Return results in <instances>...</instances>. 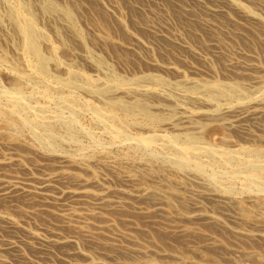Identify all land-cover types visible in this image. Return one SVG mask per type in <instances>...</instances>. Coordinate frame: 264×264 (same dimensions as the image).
Wrapping results in <instances>:
<instances>
[{
    "label": "rangeland",
    "instance_id": "rangeland-1",
    "mask_svg": "<svg viewBox=\"0 0 264 264\" xmlns=\"http://www.w3.org/2000/svg\"><path fill=\"white\" fill-rule=\"evenodd\" d=\"M22 1L24 3L27 2V0H22ZM109 1L111 0H90V2L87 1L90 6H89V10L87 11L85 10V11L88 14H86L85 11L81 12L77 9L72 10L73 11L72 18L74 17L73 20L75 25H77L76 28L77 30L81 29L80 31H82V32L78 31L79 36L81 35L80 36L81 38L76 37L74 35H68L69 38L68 39L65 38L67 37V34L65 33L64 35L62 33L61 35L58 36L57 34H55L54 31H51V28L49 27L50 24H48L47 21H45L42 17L40 18L41 15L38 14L39 18L36 20V26H38L43 33H46L45 34L46 37L49 39V41H52L53 45L58 44L57 47L54 45L56 47L55 54L51 55L50 51L46 49L48 46L44 42L43 38H41V40L39 39L38 42L39 48L40 50H42L41 51L42 54L47 55L46 62L48 63L45 64L46 65L45 74L39 73L38 70H35L33 72L32 70L30 71L25 69L24 64L19 59L21 52L20 42L18 41L19 39L17 40V36L15 35L16 33H14V31L11 32L12 34L14 33L15 35V36L13 35L14 37L12 36L11 33H9L11 30H13L12 26L9 22L4 20V28L7 27L8 29L6 28L0 31V35H2L0 37L3 39L2 40L0 38V51H1L0 52V109H1L0 124L10 125L7 127L6 130L9 134L18 138V145H17L18 151L21 154H23L25 157L22 161V168L21 166L15 167L14 165L13 167L4 166V167H0V171L3 173H16L26 178H35V177H39L42 174V171L50 169L53 165L54 166L59 164L65 165V163H61V161L64 159H69L70 161L73 160L72 162H74V164L71 165L68 169L70 171H73L82 180H85L89 185L88 188H90L94 192H100L101 190H103L102 188H109L111 192L113 191V193H111L110 195L111 198L126 200L129 203L128 206L129 205L130 206L120 207L119 209H113L112 211L110 208H106L103 207L102 205L97 204L94 200L95 203L94 207L96 206L94 208L95 213L93 219H90L91 223L94 224V227L91 228L93 233L86 235L84 232L78 230V228L76 227L77 225L76 222L64 224V221L62 222L60 220L59 218L60 216H58V210L56 211V209H61L62 206L60 207L54 204H52L53 206H55L54 208L43 206L42 204H40L39 199L33 200V198L25 197V196L18 197L16 198V200L14 199V201L13 200L5 201L4 199L3 200L0 199V206H2L0 207V211L5 216H9L15 219L19 224L17 229H14L13 227L9 228L10 226L6 222L0 220L1 221L0 251L4 247L3 243L5 244L7 240L8 241L15 240L18 243V248L13 249L12 251H8V249L6 251L4 250L6 253L3 250L0 252L1 255L0 264H29V263L30 264L31 263L32 264H72V263H76L77 261L84 260L83 258H85L84 255L85 253L90 254L92 257H94V260L101 261L105 264H125V263L138 264L141 262H145L148 264H153V263L155 264H162V263L186 264L187 263L188 264L191 262L192 264H236V263L263 264L264 240L256 237L254 238L252 237L250 239V235H246L245 233L242 232V227L244 225L242 223L241 225L240 221L231 218V216L233 217L236 215L235 213L237 212V209L234 208L233 206L230 210L224 211L221 209L220 206H218L220 205V203H218L217 200H219L221 197L233 198V199L240 198L239 200H242L243 202L242 206L245 208L246 211V212L244 211L245 215L248 217L250 216V218L253 220L260 218L259 205L264 202V151H263L264 140L261 139L258 140V138H252V137L250 138L248 135L242 133L241 130L229 129L216 120H202L201 128H203L204 130L200 129L199 132H195L198 135H196L194 132H191L192 137L193 138L195 137L196 139H193L191 137V133L189 131L180 132V131H173L170 129H162V128L160 129L162 125L161 119L162 120L165 119L166 116H169L168 114H162L164 117L161 115L158 116V114H156L158 120L157 119L154 120L152 118L148 119V117H146L141 113L135 112V114H137L135 115L134 113H130L122 108L121 110L120 108L110 107L109 105L105 104L104 101H101L99 99V98H101L102 100L106 99L104 96L103 97H101V95L96 96L99 98L96 97L94 98L93 95H92L93 97L89 96L91 94L87 90L89 87L88 86L85 87L83 81H82L83 83L80 82L82 80L81 78H79L80 81L78 79V83L79 84L81 83L80 85L78 83L73 84L69 79L70 78L69 74H67L65 71L63 72L62 70L55 68L53 64V59L55 58L62 65L68 68L70 67L72 69H75L76 66L81 64L80 67L79 66L78 67L80 69L81 68L83 69L82 71L83 73L96 75L97 77H100L101 80L106 79L108 82L107 87L110 88L111 86L110 88L111 90H113V88L114 89L118 88V86L120 87V85L122 87L124 86L126 87L127 84H128L127 87L136 88L135 81L129 79L132 78V76L127 71L129 70L131 73H133L134 70L137 71L138 69L139 71L140 69L144 68V69H148L149 73H153V74L156 73L158 79L159 80L162 79L161 81L165 82L166 78L169 80V81L166 80L168 82L165 83H167L166 91L167 93L169 92L171 96L173 95L176 97V95H174L176 93L175 90H177L174 88L175 86L176 88L177 86L178 88L181 87L180 89L184 93L186 94L189 93L188 86L178 85L179 84V82L177 81L178 78H176L175 75L165 70L163 72L162 71L163 69L159 67H154V66L150 67V65L147 64L145 61L144 63H142V61H139V59L137 60L136 59L137 56L133 55L134 54L133 51H132L133 53L131 52V50L127 51L128 48L125 46H128L130 41L133 39L132 34L136 35L138 38H141L140 40L145 42L147 41L154 43L158 42L159 44H161L160 47L159 45L152 46V49L149 53L153 57H155L159 63L161 62L163 63L166 61L165 59H167L165 56L166 51L163 49V47H167L171 49L172 45L168 43L166 40L163 41L162 39H159L158 36L156 37L152 33H148L145 30L142 31V28L137 29V26H135L133 21H131L130 17L132 15H137L138 12L134 13L135 11L133 12L132 9L129 11L130 0H125V2L122 0H118L119 3L122 5L124 12L126 13V16L123 19V22L124 21L125 22L123 23L112 20L106 14L107 8L109 7V3H111ZM126 1L129 3H126ZM141 1L149 2L145 0H141ZM31 2H34V0H32ZM152 2H170V0H152ZM241 2H245L246 5H249L251 7L250 4L246 3L247 2L246 0H241ZM2 3L3 2L1 0L0 2L1 6ZM11 3H9V5L16 6L15 2H13L12 4ZM59 4L65 7L66 6L65 4H67V2L65 3L60 1ZM4 5L5 7L0 6L2 8V9L0 8L1 11H4L6 8H8V5L7 7L6 4ZM127 7L129 9H127ZM170 8H174V7L171 6ZM175 10H176L175 8L172 9V11H174L173 17L167 18L169 24H171L174 31L179 30L182 33H184L185 36L187 33L186 37H188L189 39H191L190 37H192L191 40L197 45H202L204 39L210 38L212 36L209 33L210 37H208L209 36L207 34L208 32L207 33L204 32L208 36L205 35L203 38L196 37L194 35V32L188 29L189 28L188 26L191 25L189 23H186L184 16L178 12L179 13L178 15L181 16L179 17L176 12L177 10L176 11ZM75 11L76 14H74ZM94 11H96L98 16ZM127 17L130 18V20H128ZM137 17H139V19H143V21H146L147 18L146 15L144 16V14L142 15L140 13H138ZM180 20H181V24L179 25ZM221 20L223 19L221 18ZM92 21L93 22L95 21V23H93ZM129 21H131L130 22L131 24L128 23ZM182 22L184 25L182 24ZM120 23L121 26L120 25L118 26V24ZM109 24H111L113 28H111ZM185 24L188 26H186ZM180 26H182L183 28ZM132 27H134L135 31L133 30ZM98 28L99 29L104 28L108 33L109 36L108 52H105V50H103L100 46H98L100 41H99V37L95 34L96 29ZM199 29L201 28L199 27ZM244 29L250 38H252L253 40L255 39V41L258 42H254L253 44L247 41L245 37H239L236 42L237 45L240 44L239 46H241L242 48L244 47V49L247 50H250L252 48L253 50H257L259 54V60L264 65V61H263L264 55H262L264 52L263 51L264 43H262L261 41L259 42V40L257 39L258 37L256 36V34H254L253 31H249L247 27H245ZM112 30L114 31L112 32ZM189 31L190 34L188 33ZM3 32L5 33L7 32V33L5 34ZM63 37L65 41L63 40ZM11 38L14 40L13 42H15L16 44L13 45V42L11 43L12 41ZM127 38L129 39V42L127 41L128 40ZM81 39L84 40L82 41ZM90 39H92V41L94 39V41L92 42L90 41ZM115 39H117L118 42H121L122 45L113 43V40ZM125 39H127L126 42L124 41ZM154 39H157L158 41ZM239 39H242L243 41ZM56 40L57 41L59 40V42H57ZM165 41L166 43H168L169 46L166 43H164ZM67 43L69 44V46H67L68 45ZM78 43L80 47L78 46ZM260 43L263 44V46H261ZM12 46L15 49H13ZM81 47L84 49H82ZM89 47L95 48L96 50L95 49L91 50ZM68 48L69 50L71 49L70 52L69 51L63 52L68 50ZM73 49L75 50L73 51ZM76 49L77 51H83L84 53H88V54L94 52L95 55H97V58L95 55H93V53L90 54L92 55L91 60L94 63V67L93 65L92 66L88 65L85 62L84 58H83L84 61H82L81 60L82 58L81 57L79 58V56L77 55ZM124 49H126V51ZM158 49L162 54L158 51ZM3 50L6 51V54ZM16 50L19 53H17ZM102 50L103 52H105V55H103L104 53L102 52ZM43 51L45 52L47 51L48 53L47 52L45 53ZM122 51L125 53H123ZM69 54H72L74 56H69ZM113 54L116 56V58ZM127 54L129 58L127 57ZM50 55L51 57H49ZM6 56L8 57V59ZM104 56L105 59H103ZM262 56L263 58H261ZM72 57L73 58L75 57V59L73 60ZM98 57L101 59L102 62L99 61L100 59ZM28 59L30 62H35L33 61L34 60L33 56L29 54V57L27 56V60L25 62L28 66L30 64L28 62ZM79 59L82 61V63L80 62ZM129 59L131 61L133 60V64L130 62ZM196 60L195 59L193 60L194 64L204 65L200 60L198 59ZM217 60L220 62H218ZM4 61H7V63ZM221 61L223 63V58L217 57L214 60V62L211 63L210 73L212 74V76H206L209 82L208 84L209 86L207 88H209L210 90L211 89L216 90L218 89V87H221V89H223V85L221 83L224 82V79L222 77L224 70ZM106 62L108 63L107 66H106L107 64ZM185 65L186 64H180V69L183 71V74H185L186 77H191L192 75H190V73L188 75L190 66L189 65L185 66ZM145 66H147L148 68H146ZM106 67H108L109 69H111L112 67L113 68L111 69V71H109L107 70ZM101 68L102 69L104 68V70H102ZM112 72H114L115 74H112ZM103 73L106 77L102 76ZM118 73L121 75H119ZM117 74L119 76H122L123 74L122 76L123 78L122 77L120 78ZM68 75L69 77H67ZM108 75L110 76V78L107 77ZM172 75L174 78L172 77ZM60 77L61 80L64 81L66 84L64 82L61 83L62 81H60ZM57 78H59V80ZM122 80L123 82H121ZM15 81L17 82L15 83ZM67 81L68 82L70 81L72 85H70ZM68 84L69 86H67ZM168 87L170 90L168 89ZM172 87L174 88V90ZM98 88L99 87H94V91L97 92ZM85 89L87 90V92ZM201 89H203V87H201ZM173 92L174 94H172ZM238 93H240V97ZM243 93L244 92L242 90L234 91L231 92L229 96L224 97L226 99L222 98L220 99L221 101L217 99L216 102L214 101L213 110L219 112L221 111V108L223 109L227 107V105L229 107L231 106L232 108H236L237 106L242 104H251L255 102L258 98L264 96V90H262V92L259 93L258 95H252V96H248ZM223 99L228 102H225ZM99 106L100 109H98ZM188 106L193 107V105L191 104H188ZM103 108H105L104 110L106 112L108 111L107 114L106 112H103L104 111L102 110ZM2 110L5 111L6 114ZM109 110L111 112L113 111L117 115L115 116V114L111 112L109 113ZM100 113H102V115H100ZM7 114H11V116L14 117L15 120H18L19 122L15 121L12 124H10L7 119ZM111 114L113 115V117L111 116ZM156 116L154 117L156 118ZM193 133L195 136L193 135ZM16 134L17 135L20 134L21 136L20 135L17 136ZM226 137L230 138L231 140H234L237 144L230 145L227 144L226 142H223V139ZM243 146L244 148H241ZM252 149H254V151ZM4 151H5L4 147L0 146V156L1 153H3ZM260 151L263 152L260 153ZM81 162L86 164L85 165L81 164ZM54 166L52 168H54ZM71 167L72 168L75 167V168L72 169ZM128 172L129 174H132V176L134 177V182L132 181L126 182L125 180H123L124 175ZM171 181L172 183L174 181L173 185L172 183H170ZM128 184L130 187L131 186L132 187L129 188ZM136 185L142 188H146L147 190L149 189V191L152 194L157 193L155 195L164 199V202L167 201L166 202L167 204L170 202V204H168L169 212L171 216H175V217L180 216L182 213L185 212L186 208L185 206H183L182 204L183 200L181 199L184 198V195L185 198L186 196L189 197L190 190L211 192L215 195L214 199H202L204 203L203 205L205 207V212L207 214L214 215L215 213V216L220 219L219 220L220 224L219 221H215L216 223H218L217 225L212 220H207L203 218L188 219V220L179 219L177 221L178 224L186 225L187 227L194 228V230H189L187 232H180L175 228L166 227V225L162 224L164 218L163 214L157 213L158 214L157 215L156 213H153L152 215V212L146 214L145 211L134 209V206L139 205L141 201L138 200V198H134V197L130 198V196H127L125 191L130 192V190L134 188V186ZM140 185H144V186H140ZM162 185L164 187H162ZM165 185H167L168 187ZM187 191L189 193H187ZM118 192L119 193L124 192V193L123 195H121L122 193L119 195ZM166 194L168 195L166 196ZM117 196L118 198H116ZM178 199H180V201H178ZM34 205L35 207H39L38 210L40 211L38 212L37 210L35 213L37 214L39 213V214L38 215L35 214V216L34 214L27 213V210H29L31 206L34 207ZM249 206L250 208L251 207L252 208L250 209ZM103 208H105L104 210L106 212H108L109 210L110 211L106 213L103 210ZM120 209L121 210L126 209V211L124 210L120 211ZM233 209H234V213H233ZM248 209L250 210L248 211ZM132 212L135 213L132 214ZM144 213L146 216H144ZM52 214L54 215L53 216L54 219H51ZM55 214H57V216ZM221 218L223 221L221 220ZM132 221L134 223H132ZM156 221H158V223ZM147 222L149 223V225ZM112 225H114L115 227ZM67 226L68 227L71 226V227L67 228ZM236 226L237 228H235ZM55 227L57 228L54 229ZM61 227L63 228L60 229ZM103 227L106 228L104 229ZM228 228L229 230L232 229L233 232L229 231ZM134 229L137 230L135 231ZM234 230L237 232H235ZM53 231H57L64 236H73L74 242L72 243L68 242L67 244L66 243L55 244V246L47 245L46 247L45 245L38 243L33 237L30 238L31 237L30 233L32 232H37L45 236L46 235L50 236V233ZM73 231L75 232V234L73 233ZM95 234H97L99 237ZM243 234L244 236H241ZM217 237L219 238V241H217L218 240ZM128 239L130 241H128ZM253 239L254 241L251 242V240ZM89 240L95 242L91 243L89 242ZM19 242L21 243L24 242V243L21 244ZM70 243L73 245H71ZM126 245L128 248L125 247ZM17 249L19 250V252ZM130 250L131 251L133 250V252H131ZM157 252H159V254ZM71 253H75V255ZM127 254L130 256H128ZM152 254L155 255L153 256ZM65 255H67L68 257L67 256L65 257ZM177 255H179L178 258H175L177 257ZM249 256L255 259L253 258L250 259ZM245 257L246 258L248 257L251 261L248 258L244 260Z\"/></svg>",
    "mask_w": 264,
    "mask_h": 264
},
{
    "label": "bare ground",
    "instance_id": "bare-ground-1",
    "mask_svg": "<svg viewBox=\"0 0 264 264\" xmlns=\"http://www.w3.org/2000/svg\"><path fill=\"white\" fill-rule=\"evenodd\" d=\"M31 1L32 0H27V2H26L27 4H26L22 0H2V2L4 4H6V7L8 5V8H6L4 11L0 10V31L7 28V27L4 28V20L9 22L12 26V29H13L9 33L14 31V33H16L15 35L17 36V40L19 39L18 41L20 42V50H21L20 58L19 57H17V58H19L21 60V62L24 64L26 70H30V71L32 70L33 72L35 70H38L39 73L45 74V72H46V65L45 64L48 63V62H46L47 61V57H46L47 55L42 54V52H41L42 50H40L39 44H38L39 39L41 40V38H43L44 42L49 47V49H48V47L46 49L48 51H50L51 55L55 54V50H56V47L58 44L57 45L54 44L56 46L55 47L52 44V41H49V39L46 37V35H45L46 33H43L42 30L39 29L38 26H36V20L39 18L38 14L41 15L40 18L42 17L45 21H47L48 24H50L49 27L51 28V31H54L55 34H57L58 36L61 35L62 33L64 35V33H65V34H67V37H65V38H68V35H74L76 37L81 38L80 37L81 35L79 36V32H78L81 29L77 30V28H76L77 25H75V23H74V20H73L74 17L72 18V13H73L72 10L77 9L81 12H84L85 10L86 11L89 10L90 5L88 4V2H90V0H34V2H31ZM60 1L65 2V3L67 2V4H69V5L65 4L66 6L63 7L59 4ZM122 1L125 2V0H122ZM145 1H149V2H143L141 0H130V3H129L126 1V3L130 4L129 5L130 9L127 7V9H129V11L132 9L133 12L135 11L134 13L138 12L142 15L144 14V16L146 15V17H147L146 21H143V19H139V17H137L138 16V13H137V15H132L130 17L131 21H133L135 26H137V29L142 28V31L145 30L148 33H152L156 37L158 36L159 39H162L163 41L166 40L168 43H170L172 45V48L170 49L167 47H163V49L166 51L165 56L167 59H165L166 60L165 62L159 63L157 61V59L149 53L152 49V46H158L159 45V47H160L161 44H159L158 42H157L158 44L156 42L154 43V42H150V41L145 42V41L140 40L141 38H138L136 35L132 34L133 39L130 41L128 46H125V47L128 48L127 51H129V50H131V52L133 51L134 52L133 55L137 56L136 59L137 60L139 59V61H142V63H144V61H145L147 64L150 65V67L151 66L159 67V68L163 69L162 70L163 72L165 70V71L175 75V77L178 78V80H177L179 82L178 85H182V86L186 85L189 87L188 88L189 89L188 94L184 93L180 89L181 87L178 88V86H177V88H176V86H175L174 88L177 89V90H175L176 93L174 94V92H173L172 94L176 95V97L173 95H172L173 96L172 97L169 94V92L167 93V91H166L167 83H165V82H168L169 80L166 78V80H168V81H166V80H165V82L161 81L162 79L159 80L156 73H155L156 75L153 73H149V70L144 69V68L140 69L139 71H138V69H137V71L134 70V72L131 70L133 73H131L129 70L127 71L132 76V78H129V79L135 81L136 88L127 87L128 84L126 83L127 84L126 87L125 86L122 87L120 85V87L118 86V88H115V89L112 87L113 90L110 89L111 86H110V88L107 87L108 82L106 79H105L106 81L101 80L100 77H97L96 75L83 73L82 72L83 69L79 68L81 64H79L78 62L77 63L79 64L78 65L79 67L78 66L75 67V65H74L75 69H72L70 67L68 68V67L62 65L55 58V59H53V64H54L55 68L62 70L63 72L65 71L67 74H69L70 75L69 79L73 84L78 83V79L81 78L82 80L80 81V79H79V81L80 82L83 81L85 87H87V86L89 87L87 90L91 94L90 95L88 94V95L91 97L94 96V98L96 96H100V95H101V97L104 96L106 98V99L103 98L104 100H102L99 97H96V98H99L101 101H104L105 104L109 105L110 107L120 108V109L122 108V109H125L128 112L134 113V114H135V112L141 113V114L145 115L146 117H148V119L152 118L154 120H156V119L158 120V117L156 116V114H158V116H160V115L163 116L162 114H168L169 116H166L165 119H163V120L161 119L162 125H161L160 129L161 128L162 129H170L173 131H180V132L189 131L190 133L191 132L195 133V132H199L200 129H203V128H201V121L202 120H216V121H219L223 126L229 128V129L241 130L242 133H244L245 135H248L250 138L252 137V138H258V140H260V139L264 140V98H263L264 96L261 98H258L255 102H253L251 104H242V105L237 106L236 108H232L231 106H230L231 107L230 108L227 105V107H225L223 109L221 108V111H219V112H216L215 110H213L214 101L216 102L217 99L220 100L224 97L229 96L231 94V92L242 90L244 92L243 94H246L248 96H252V95H258L259 93L262 92V90H264V65L259 60V54H258L257 50H253V48L250 50H247V49H244V47L242 48L241 46H239L240 44L237 45V43H236L237 39L239 37H245L247 41H249L250 43H253V44H254V42H258V41H255V39L253 40L252 38H250L247 35V33L244 29L245 27H247L249 31H253L254 34H256L259 42L261 41L262 43H264V0H262V1L246 0L247 1L246 3L250 4L251 7L249 5H246L245 2H241V0H170V2H152V0H145ZM0 2H1V0H0ZM11 2L12 3L15 2L16 6L15 5L14 6L9 5V3H11ZM109 2H111V3H109V7L107 8L106 14L112 20L123 22V19L126 16V13L124 12L122 5L119 3L118 0H111ZM3 3H2V6L5 7V5ZM170 5L177 10V11L175 10L177 12V15L179 13H181L184 16L186 23H189L192 27L188 26L186 24L185 25L189 27L188 29L190 31L194 32V35L196 37L203 38L207 34L209 35V36L207 35L208 37H210V34L212 36L210 38L204 39V41L202 42L203 43L202 45H197L191 40L192 37H190L191 39L186 37L187 36L186 32H185L186 33V36H185L184 33H182L179 30L174 31V29L172 28L171 24H169V21L167 19V18L173 17V15H174V13H173L174 11H172V9H174V8H170L171 7ZM94 12L96 13V11H94ZM74 14H76V11ZM86 14H88V13L86 12ZM96 15H97V13H96ZM82 16H81V18H82ZM179 17H181V16H179ZM130 18H128V20H130ZM221 18L223 20H221ZM131 21H129L128 23H130ZM93 23H95V21ZM180 24H181V20H180L179 25ZM182 24H183V22H182ZM109 25L111 28H113L111 26V24H109ZM119 25L121 26V23L118 24V26ZM180 27H182V26H180ZM199 27L201 29H199ZM132 28L134 30V27H132ZM9 29H11V28H9ZM113 31L114 30H112V32ZM120 31H122V30H120ZM190 31L188 32L189 34H190ZM7 32H8V30H7ZM80 32H82V31H80ZM204 32H206V33L208 32V33L205 34ZM3 33H5V32H3ZM14 33L13 34L11 33L12 36L14 35ZM89 33H90V31H89ZM95 34L99 37L100 42H99L98 46H100L103 50H105V52H108L109 51V44H108L109 36H108L107 31L104 28H100V29L98 28V29H96ZM121 34H123V33H121ZM8 35H10V34H8ZM0 36H2V35H0ZM127 39H125L124 41L126 42ZM59 40L58 41L56 40V41L59 42ZM63 40H64V37H63ZM145 40H146V38H145ZM154 40H157V39H154ZM239 40L243 41L242 39H239ZM13 41L14 40L12 39L11 43ZM90 41H92V39H90ZM93 41H94V39H93ZM127 41L129 42V39ZM166 41L164 43H166ZM94 43H96V42H94ZM113 43H117V44L122 45V43L118 42L117 39L113 40ZM168 43H166V44L168 45ZM14 44H16V43L13 42V45ZM71 44H73V43H71ZM243 44H245V43H243ZM67 46H69V44ZM78 46H79V43H78ZM261 46H263V44H261ZM12 48H13V46H12ZM73 48H75V47H73ZM89 48L91 50L95 49V48H91V47H89ZM13 49H15V48H13ZM82 49H84V48H82ZM70 50L68 48V50L63 51V52H67V51L70 52ZM74 50L75 49H73V51ZM103 50H102V52H103ZM122 50H123V48H122ZM124 50L126 51V49H124ZM155 50H157V49H155ZM3 51L6 54V51L5 50H3ZM158 51H159V49H158ZM16 52L19 53L17 50H16ZM43 52H45V51H43ZM105 52H103L104 53L103 55H105ZM76 53L79 56V58L80 57L82 58L81 59L82 61L85 60V62L88 65H91V66L93 65V67H94V63L91 60L92 55H90L92 53H93V55H95L94 52H91L90 54H88V53H84L83 51H77V49H76ZM123 53H125V52H123ZM29 54L31 56H33V59H34L33 61H35V62H30L28 59V62L30 63L28 66L25 62L27 60V56L29 57ZM51 55L49 57H51ZM157 55H156V57H157ZM262 55H264V52ZM69 56H74V55L69 54ZM95 56L97 58V55H95ZM131 56H132V54H131ZM75 57H77V56H75ZM75 57L74 58L72 57L73 60L75 59ZM94 57H93V59H94ZM127 57H128V54H127ZM217 57L223 58V63L221 61V63L223 64V65L222 64L221 65L223 66V70H224V73L222 74L224 82L221 83L223 85V89H221V87H218V89H216V90L215 89L210 90L209 88H207L209 86L208 85L209 82H208V79L206 76H212V74L210 73L211 72V63L214 62V60ZM83 58H84V60H83ZM109 58H110V56H109ZM115 58H116V56H115ZM261 58H263V56ZM7 59H8V57H7ZM19 59H17V60H19ZM103 59H105V56ZM194 59L200 60L202 62V64H204V65L194 64L193 63ZM81 60H80V62L82 63ZM95 60H97V59H95ZM9 61H11V60H9ZM99 61L102 62L101 59ZM99 61H98V63H99ZM116 61H118V60H116ZM263 61H264V59H263ZM4 62L7 63V61H4ZM50 62H52V61H50ZM130 62L133 64V60L132 61L130 60ZM218 62H220V61H218ZM73 63H75V62H73ZM95 64H97V63H95ZM180 64H186V65L190 66L189 67L190 72L188 71V75L190 73V75H192L191 77H186L185 74H183V71L180 69ZM107 65H108V63L106 64V66ZM143 65H145V64H143ZM120 66H121V64H120ZM147 66H145V67L148 68L149 66L148 67ZM84 67H86V66H84ZM104 68H105V66H104ZM104 68L103 69L101 68V69L104 70ZM106 68H107V70L111 71V69L113 67L111 69H109L108 67H106ZM150 69H153V68H150ZM152 71H154V70H152ZM114 72H112V74H115ZM120 73H121V71H120ZM212 73H214V72H212ZM69 75L67 77H69ZM119 75H121V74H119ZM173 75H172V77H173ZM102 76L103 77L105 76L104 73ZM122 76H123V74H122ZM122 76H119V77L121 78ZM49 77H51V76H49ZM107 77L110 78L109 75ZM45 78H46V76H45ZM57 79L59 80V78H57ZM127 79H128V77H127ZM60 81H62L61 77H60ZM70 81L69 82L67 81V82L70 85H72V83H70ZM118 81H119V79H118ZM16 82L17 81H15V83ZM63 82L64 81H62L61 83H63ZM121 82H123V80ZM113 83H112V85H113ZM69 84L67 86H69ZM172 84H173V82H172ZM94 87H99L97 89V92L94 91ZM201 87H203V89H201ZM174 88H173V90H174ZM168 89H169V87H168ZM87 90H86V92H87ZM238 94L240 97V93H238ZM224 99H226V98H224ZM242 100H244V99H242ZM97 101H99V100H97ZM225 102H228V101H225ZM188 104L193 105V107H189ZM222 106H224V105H222ZM103 107H104V105H103ZM216 107H218V106H216ZM96 108H98V107H96ZM98 109H100V106ZM104 109L105 108H103L102 110H104ZM125 110H124V112H125ZM3 112H5V111H3ZM103 112H106V111L104 110ZM107 112H106V114H107ZM110 112L111 111L109 110V113ZM119 112H120V110H119ZM111 113L115 114L113 111ZM5 114H6V112H5ZM100 115H102V113H100ZM116 115L117 114H115V116ZM135 115H137V114H135ZM111 116L113 117L112 114H111ZM154 116H156V118ZM130 117H131V115H130ZM7 119H8V122L10 124H12L15 121L16 122L18 121V120H15V118L12 117L11 114H7ZM153 122H155V121H153ZM8 126H10V125L0 124V146H3L4 150H5L3 153H1V156H0V167H4V166H12L13 167V165H14L15 167L21 166V168H22V161H23L25 156L18 151V148H17L18 138H16L15 136H12L11 134H9L7 132L6 129ZM204 126H202V127H204ZM194 133H193V135H194ZM19 135L20 134H18L17 136H19ZM196 135H198V134H196ZM191 137H192V133H191ZM193 139H196V138L194 137ZM223 142H226L227 144H230V145L237 144L234 140H231L230 138H227V137L223 139ZM241 148H244V146ZM252 150L254 151V149H252ZM263 151H264V149H263ZM263 151H260V153ZM250 153H252V152H250ZM72 161H70L69 159H64L61 161V163H65V165H63V164H59V165H55V166L53 165L54 168H52L53 167L52 166L50 169L42 171V174L39 177H35V178H26V177L18 175L16 173H3L0 171V199H2V200L4 199L5 201H7V200H13L14 201V199L16 200V198H18V197L25 196V197L33 198V200L39 199L40 204H42L43 206H47V207H51V208L55 207L52 204H54L56 206H60V207L62 206L61 209H56V211L58 210V216H60L59 218L62 222L64 221V224L76 222L77 223L76 227L78 228V230H80L81 232H84L86 235L92 234L93 231L91 230V228L94 227V224L91 223L90 219H93L94 213H95L94 208L96 206L94 207V204H95L94 200L97 204L102 205L103 207H106V208H110L112 211H113V209H119L120 207L128 206L129 203L123 199L111 198L110 195H111V193H113V191L111 192L109 190V188H102L103 190H101L100 192H94L93 190L88 188L89 185L87 184V182L85 180H82L73 171H70L68 169L71 165L74 164V162H72ZM81 164L85 165L86 163L81 162ZM45 166H46V164H45ZM74 168H72V169H74ZM123 178H124L123 180H125L126 182H130V181L134 182V177L132 176V174H129V172L126 173ZM137 183H138V180H137ZM170 183H172V181ZM173 183H174V181H173ZM173 183H172V185H173ZM128 186H129V184H128ZM140 186H144V185H140ZM165 186H167V185H165ZM131 187L129 186V188H131ZM162 187H164V186L162 185ZM122 189H124V188H122ZM152 189H154V188H152ZM98 190H99V188H98ZM186 190H188V189H186ZM189 192H190L189 197L186 196V198H185V195H184V198L181 199V200H183V203H182L183 206H185V208H186L185 212L182 213L181 215L179 214L180 216L175 217V216L170 215L169 208H168L169 207L168 204H170V202L168 204L166 203L167 202L166 200H165L166 202H164V199L155 195L157 193L152 194L149 191V189L147 190L146 188H142V187H139L137 185L134 186V188H132L130 190V192L125 191L127 196H130V198H132V197L138 198V200L141 201V203H139V205L134 206V209H138L140 211H145L146 214H148L150 212H152V215H153V213L163 214L164 218L162 217L163 218L162 224L166 225V227H169V228L170 227L175 228V229L179 230L180 232H187L189 230H194V228H190V227H187L186 225L178 224L177 221L179 219L188 220V219L203 218V219H207V220H212L213 222L220 220L219 218H217L215 216L214 212H213L214 215L207 214L205 212V207L203 205L204 203H203L202 199H214L215 195L213 193L206 192V191H197V190H190ZM189 192L187 191V193H189ZM121 193L118 192L119 195ZM123 193L121 195H123ZM126 194H124V195H126ZM167 195L168 194H166V196ZM179 195H181V194H179ZM179 195H178V197H179ZM116 198H118V196ZM239 199L221 197L219 200H217L218 203H220V205H218V206H220L221 209L224 211H228L234 206V208L237 209V212L235 213L236 215L233 217L231 216V218L232 219L234 218L235 220L240 221V224L242 223L244 225L242 227V232L245 233L246 235H250V239L252 237L253 238L256 237V238L264 240V229H263V227H264V225H263L264 224V202L259 205L260 206V211H259L260 212V218L253 220L250 218V216L248 217L245 215L246 211H245V208L242 206L243 202H242V200H239ZM178 201H180V199H178ZM251 202H254V201H251ZM38 206H39V203H38ZM0 207H2V206H0ZM252 207H253V205H252ZM249 208H250V206H249ZM3 209H4V207H3ZM38 209H39V207H35V205H34V207L31 206L30 209L27 210V213L28 214H34V216H35V214H37L35 212ZM104 209L105 208H103V210ZM250 209H248V211ZM122 210H124V209H122ZM122 210L120 209V211H122ZM41 211H42V209H41ZM124 211H126V209ZM38 212H40V211L38 210ZM108 212H106V213H108ZM115 212H118V211H115ZM1 213L2 212L0 211V220L6 222L10 226L9 228L13 227L14 229H17V227L19 225L18 222L15 219H13L9 216H5L3 213L2 214ZM110 213H112V212H110ZM128 213H129V211H128ZM133 213H135V212H132V214ZM233 213H234V209H233ZM24 214H25V212H24ZM55 215L57 216V214H55ZM139 215H141V214H139ZM53 216L54 215L52 214L51 219H54ZM144 216H146L145 213H144ZM36 217H38V216H36ZM56 218H58V217H56ZM148 218H150V217H148ZM221 220H222V218H221ZM156 222L158 223V221H156ZM132 223H134V222L132 221ZM237 223H239V222H237ZM21 224H22V221H21ZM150 224H152V223H150ZM216 224L218 225V223H216ZM219 224H220V221H219ZM148 225H149V223H148ZM112 226H114V225H112ZM157 226H158V224H157ZM22 227H20V228H22ZM57 227H60V226H57ZM57 227H55L54 229H56ZM70 227L67 226V228H70ZM62 228L63 227H61L60 229H62ZM103 228L105 229L106 227H103ZM159 228H160V226H159ZM235 228H237V226ZM93 229H96V228H93ZM228 230H229V228H228ZM74 231H73V233L75 234ZM229 231L233 232L232 229ZM235 232H237V231H235ZM175 233H177V232H175ZM30 234H31L30 238L33 237L38 243L45 245L46 247H47V245H54L55 246V244H63V243L67 244L68 242H71V243L74 242L73 236H64L57 231L51 232L50 236H47V235L45 236V235H42V234L37 233V232H32ZM230 234H232V233H230ZM239 234H240V231H239ZM95 235H97V234H95ZM98 235H99V233H98ZM106 235H107V233H106ZM181 235H182V233H181ZM232 235H234V234H232ZM82 236H83V234H82ZM101 236H103V235H101ZM241 236H244V234ZM121 237H123V236H121ZM213 237H211V238H213ZM212 240H214V239H212ZM128 241H130V240L128 239ZM217 241H219V238ZM252 241H254V239L251 240V242ZM37 242H36V244H37ZM89 242L94 243L95 241L89 240ZM19 243H21V242H19ZM23 243H21V244H23ZM3 245H4V247L2 249L3 251L4 250L6 251L7 249H8V251H12L13 249L18 248V243L15 240H9V241L7 240V242L5 244L3 243ZM71 245H73V244H71ZM92 246H93V244H92ZM125 247H127V245ZM120 249H122V248H120ZM18 252H19V250H18ZM131 252H133V250ZM157 253L159 254V252H157ZM248 253H249V251H248ZM71 254L75 255V253H71ZM245 254H247V253H245ZM78 255H79V253H78ZM84 255H85V258H83L84 260L77 261L76 263H72V264H105L101 261L94 260V257H92L90 254L85 253ZM152 255L154 256L155 254H152ZM255 255H257V254H255ZM66 256L67 255H65V257ZM128 256H130V255H128ZM146 256H147V254H146ZM178 256L179 255H177V257H175V258H178ZM0 257H1V255H0ZM140 257H141V255H140ZM249 257H250V259L253 258V257L251 258V256H249ZM247 258L245 257L244 260ZM253 259H255V258H253ZM61 261H62V259H61ZM133 263H134V261H133ZM205 263H207V262H205ZM246 263H247V261H246ZM125 264H127V263H125ZM138 264H148V263L141 262ZM153 264H155V263H153ZM188 264H192V262L188 263Z\"/></svg>",
    "mask_w": 264,
    "mask_h": 264
}]
</instances>
